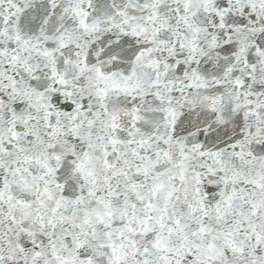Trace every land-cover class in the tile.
<instances>
[{"label":"snow or ice","instance_id":"1","mask_svg":"<svg viewBox=\"0 0 264 264\" xmlns=\"http://www.w3.org/2000/svg\"><path fill=\"white\" fill-rule=\"evenodd\" d=\"M0 264H264V0H0Z\"/></svg>","mask_w":264,"mask_h":264}]
</instances>
